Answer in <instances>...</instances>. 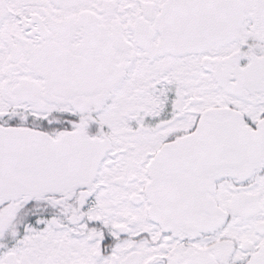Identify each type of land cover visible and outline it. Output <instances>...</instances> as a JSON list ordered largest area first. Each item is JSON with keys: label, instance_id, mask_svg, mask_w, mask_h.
Returning a JSON list of instances; mask_svg holds the SVG:
<instances>
[{"label": "snow or ice", "instance_id": "snow-or-ice-1", "mask_svg": "<svg viewBox=\"0 0 264 264\" xmlns=\"http://www.w3.org/2000/svg\"><path fill=\"white\" fill-rule=\"evenodd\" d=\"M0 264H264V0H0Z\"/></svg>", "mask_w": 264, "mask_h": 264}]
</instances>
